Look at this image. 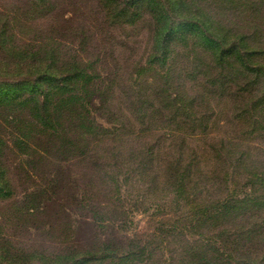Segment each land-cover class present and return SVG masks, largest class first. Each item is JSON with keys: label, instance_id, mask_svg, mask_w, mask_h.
<instances>
[{"label": "rangeland", "instance_id": "1", "mask_svg": "<svg viewBox=\"0 0 264 264\" xmlns=\"http://www.w3.org/2000/svg\"><path fill=\"white\" fill-rule=\"evenodd\" d=\"M200 5L207 16L236 30L244 20L264 15V0H202ZM112 13L100 0H0V85L36 92L23 89L28 69L16 65L17 55L52 54L83 63L95 75L86 120L98 126L87 133L67 120L45 135L36 128L28 132L30 149L18 153L14 129L4 121L7 111L0 109V168L8 181L7 194H0V264H72L86 252L95 254L90 264H120L110 252L139 251L148 242L158 249L130 264L257 263L264 257V237L238 246L202 241L226 224L188 228L179 223L175 232L183 239H172L174 220L195 215L198 202L178 200L158 178L168 158L190 147H200L194 160L210 169L212 152L225 140L238 142L232 152L243 148L246 165L264 163V140L246 132L243 122L251 121L236 119L233 111L247 99L227 95L234 90L217 91L196 111L203 125L187 133L177 122L170 125L166 104L171 108L172 101L166 95L177 87L188 94L203 92L205 83L181 69L192 49L172 56L174 71L151 70L145 67L153 35L149 12L132 23L115 20ZM171 75L179 78L172 81ZM48 83L38 82L39 89ZM149 149L157 162L144 166Z\"/></svg>", "mask_w": 264, "mask_h": 264}, {"label": "trees", "instance_id": "2", "mask_svg": "<svg viewBox=\"0 0 264 264\" xmlns=\"http://www.w3.org/2000/svg\"><path fill=\"white\" fill-rule=\"evenodd\" d=\"M34 1L37 3L41 0ZM100 1L112 10L113 18L119 22L132 23L149 12L153 20V35L145 67L169 73L176 68V59L172 56L181 50L192 49L188 54L190 60L181 69L188 76L200 78L205 83L202 85L203 92L199 95L195 92L183 93L179 87L176 93L169 92L166 99L172 101V107L166 104V112L170 116V125L177 122L187 128L184 129L186 133L192 126L203 125L204 118L196 115L198 108L206 104L207 99L217 91L221 90V94H224L230 89L234 93L229 92L227 95L247 99L245 105L233 108L236 119L248 117L251 123L243 122L249 128L246 132L252 131L264 140V15L262 19L251 17L244 20L243 25L236 30L223 26L213 20L211 15L207 16L199 7L202 0ZM255 4L261 5L258 2ZM247 30L253 32L246 33ZM17 56L16 65L28 69V75L22 79L23 89L36 91L20 93L0 85V109L7 111L4 121L11 123L14 129L12 144L18 153H26L30 149L28 132L36 128H39L37 131L40 135L50 134L60 129L63 121L67 120L75 129L84 128L87 133L91 132L92 127H98L94 121L86 120L88 105L93 99L89 86L93 84L95 75L88 71L85 64L75 60L65 61L62 57L56 59L52 54ZM168 78L173 81L179 77ZM42 80L49 83L40 90L38 82ZM19 115L24 119L17 117ZM237 145L238 142L232 140L220 142L215 148L217 151L212 152L214 163L210 169L202 161L194 160L199 146L178 151L173 159L168 158L164 163L158 178L172 188L178 200L193 199L198 202L195 215L188 214L174 220L170 235L172 239L184 236L175 232L179 223L188 228L226 224L217 232L206 233L208 237L203 236L201 239L227 246H238L255 236L264 237V163L246 165L243 148L239 152H232ZM2 147L3 141L0 139V155ZM163 149V145L158 148V155ZM156 158L149 149L142 164H154ZM237 177L244 181L237 184ZM7 186L5 171L0 168L1 196L7 194ZM217 189L220 195L211 198ZM198 247L194 246V249L204 257L205 251L200 252L201 248ZM156 248L148 242L139 251L128 248L119 255H111L110 252L109 258L120 264H130L133 259L147 254V251L154 253ZM94 255L86 252L75 257L72 264H90L95 259ZM263 261L264 257H260L257 263L254 259L250 264H264Z\"/></svg>", "mask_w": 264, "mask_h": 264}]
</instances>
